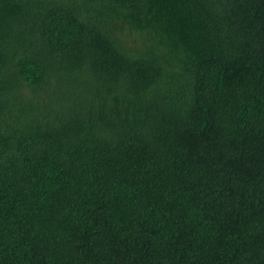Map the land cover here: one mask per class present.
<instances>
[{"label": "trees", "instance_id": "trees-1", "mask_svg": "<svg viewBox=\"0 0 264 264\" xmlns=\"http://www.w3.org/2000/svg\"><path fill=\"white\" fill-rule=\"evenodd\" d=\"M0 264H264V0H0Z\"/></svg>", "mask_w": 264, "mask_h": 264}]
</instances>
